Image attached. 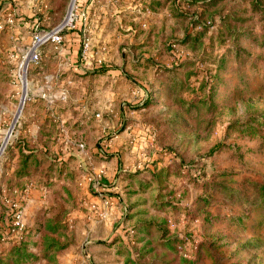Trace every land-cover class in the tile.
<instances>
[{
  "label": "rangeland",
  "instance_id": "rangeland-1",
  "mask_svg": "<svg viewBox=\"0 0 264 264\" xmlns=\"http://www.w3.org/2000/svg\"><path fill=\"white\" fill-rule=\"evenodd\" d=\"M143 3L149 11L126 17L133 32L119 17L113 49L92 58L109 81L93 93L96 110L109 114L104 91L120 102L139 161L122 171L117 219L103 220L105 198L94 213L91 183L74 179L53 184L11 232L19 191L47 180L58 137L42 136L47 158L13 160L16 144L38 142L17 131L29 97L75 88L57 84L68 67L43 49L28 63L35 29L31 42L30 27L0 28V264H264V0Z\"/></svg>",
  "mask_w": 264,
  "mask_h": 264
},
{
  "label": "crops",
  "instance_id": "crops-1",
  "mask_svg": "<svg viewBox=\"0 0 264 264\" xmlns=\"http://www.w3.org/2000/svg\"><path fill=\"white\" fill-rule=\"evenodd\" d=\"M67 2L68 0H0V14L14 12L16 21L7 26L30 27L28 38L32 42L33 29H35V35L39 29L52 28L64 19L69 7ZM79 3L80 11L86 12V17L81 16L75 27L64 32V40L60 46L42 47L43 54L53 55L52 60L58 57V64L68 67L65 74L62 73V80L57 84L67 89L74 87L75 91L65 97L54 96L52 93L30 96L28 101V108L31 109L29 122L17 129L24 135L38 137V142L33 145L27 140V142L16 144L14 161L19 156L29 160L36 156L40 161L42 156L47 158L48 144L43 141L42 136L46 134L58 136L52 140L48 148L49 152L54 154L52 166L47 167L46 179L48 181L43 180L46 182L43 183L39 179L38 181H41L39 185L28 187L23 192L19 191L21 195L18 200L24 208L26 217L35 210V206L40 201L42 202L43 198L47 197L46 194L50 188L56 189L52 187L53 184L71 183V180L75 179L77 182L83 181L85 186L88 185L87 182L91 183L92 186H88L91 187L90 198L96 208L94 213L100 212L105 207L102 203L105 198V201L111 203L112 206L107 208L108 210L110 208V213L103 217V220L117 219L119 216L116 215H119L117 211L120 210V206H117L119 197L115 191L122 188L124 180L122 171L129 174V168L134 166L133 163L139 162L130 159V146L128 147L126 141L133 134L132 124L123 122L122 115L125 109L119 108L120 102L114 105L116 102L114 97L109 95L110 100H108L104 91L103 103L105 107L108 106L106 110L109 114L96 110L97 98L93 93L99 86L103 87L109 81L105 80L104 85L98 82V76L92 66V58L113 49L114 24L119 17H122L124 22L121 24L125 23V33L129 35L133 32L129 20L126 19L129 17V11H132L130 12L132 14L134 10L147 12L149 11L148 6H144L143 0H79ZM117 4L122 8L117 9ZM85 40L89 43L86 47ZM50 42L52 41L47 43L50 44ZM98 61L101 60L98 59ZM53 84L50 83L48 86H54ZM115 97L118 100V97ZM38 104L43 107H38ZM113 116L119 119L116 129L111 121ZM52 122L58 124L52 126L50 124ZM104 144L107 146V153L110 148L114 150L110 153L111 156L103 153ZM137 150L139 149L135 145L134 151ZM139 154H142L141 151ZM124 159L125 162H122ZM93 173L101 174L99 185H95L88 179V176ZM29 178H31L30 173L23 181ZM99 187H101L100 191L95 190Z\"/></svg>",
  "mask_w": 264,
  "mask_h": 264
},
{
  "label": "built area",
  "instance_id": "built-area-1",
  "mask_svg": "<svg viewBox=\"0 0 264 264\" xmlns=\"http://www.w3.org/2000/svg\"><path fill=\"white\" fill-rule=\"evenodd\" d=\"M86 17V12L80 11V3L79 0H71L70 5L67 11L66 16L64 19L53 26L52 28L38 31L35 33V38L30 46V49L28 50V63L31 64L32 62H39L41 59L42 54V47L45 43L48 41H53L55 43H62L64 40V32L69 29L76 26L77 21L80 19V17ZM16 21V14L14 12H8L4 15L3 19L0 20V28H3L7 25H11ZM85 47L88 46V42L85 40L84 42ZM103 153H106L107 146L104 144L102 146ZM101 174H90L88 176V179L95 185H99L101 177ZM15 208L13 209V217L11 220V232L16 233L20 231V229L24 226V208L22 205L15 203Z\"/></svg>",
  "mask_w": 264,
  "mask_h": 264
},
{
  "label": "water",
  "instance_id": "water-1",
  "mask_svg": "<svg viewBox=\"0 0 264 264\" xmlns=\"http://www.w3.org/2000/svg\"><path fill=\"white\" fill-rule=\"evenodd\" d=\"M24 95H25V98H24V100H22L23 101V105H24V102L26 101V93H24ZM22 107L23 106H21V109H22ZM11 131H12V129H11Z\"/></svg>",
  "mask_w": 264,
  "mask_h": 264
},
{
  "label": "bare ground",
  "instance_id": "bare-ground-1",
  "mask_svg": "<svg viewBox=\"0 0 264 264\" xmlns=\"http://www.w3.org/2000/svg\"><path fill=\"white\" fill-rule=\"evenodd\" d=\"M29 57V56H28ZM23 65V64H22ZM25 84H26V86H27V82H25ZM24 98H25V95H24V97H23V100H24ZM11 134V130L9 131V135Z\"/></svg>",
  "mask_w": 264,
  "mask_h": 264
}]
</instances>
